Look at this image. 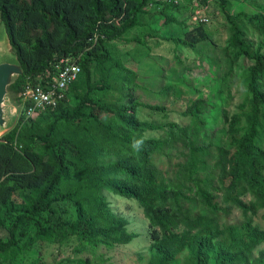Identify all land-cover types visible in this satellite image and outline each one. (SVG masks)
<instances>
[{
    "label": "trees",
    "instance_id": "1",
    "mask_svg": "<svg viewBox=\"0 0 264 264\" xmlns=\"http://www.w3.org/2000/svg\"><path fill=\"white\" fill-rule=\"evenodd\" d=\"M149 1L0 0V24L22 70L7 88L17 105L26 84L60 58L75 56L79 67L77 79L54 109L27 120L21 113L0 136V227L5 214L14 215L8 238H0V255L17 252L16 227L25 223L35 227L28 243L79 236L83 241L75 253L101 243L131 242L138 234L111 210L105 195L111 192L138 202L150 227L149 248L161 254L159 264L183 253L196 264H264L262 250L254 255L264 241V230L253 225V217L264 210V148L257 129L264 118V52L248 44L244 30L226 13L231 32L225 56L231 64L251 62L247 67L251 94L233 114L221 110L225 144L205 136L202 99L185 110L192 126L171 122L159 127L140 119L139 107L159 112L165 107L138 100L137 73L117 56L111 42L139 25L140 16L149 13ZM219 4L226 11L228 1ZM252 19L264 41V15ZM165 20L176 21L168 16ZM209 38L200 23L172 41L194 49ZM95 66L103 70L97 81ZM94 92H113L114 97L107 102ZM71 95L78 100L69 107ZM62 124L65 127L59 130ZM155 130L162 131L159 137L143 136ZM135 140L143 141L138 151L132 147ZM175 144L183 147L178 168L187 184H172L153 161L164 146ZM189 194L204 213H191L185 206ZM246 195L250 200H244ZM69 203L74 214L55 218ZM233 209L242 215L240 223L225 220ZM43 213L46 222L40 219ZM76 264L92 263L78 257Z\"/></svg>",
    "mask_w": 264,
    "mask_h": 264
},
{
    "label": "rangeland",
    "instance_id": "2",
    "mask_svg": "<svg viewBox=\"0 0 264 264\" xmlns=\"http://www.w3.org/2000/svg\"><path fill=\"white\" fill-rule=\"evenodd\" d=\"M227 1L226 11L221 8L219 0H208L206 4L184 0L178 7L147 5L149 13L140 16L139 25L125 33L122 39L111 42L116 48L117 56L137 73L138 87L135 93L138 100L144 104L165 107L164 112L139 107L140 119L159 127L171 122L192 126L191 118L185 114V110L196 100L202 99L204 103L200 112L206 120L205 136L215 143L225 144V124L221 110H226L228 115L233 114L237 111V106L251 94L247 75V67L251 62L241 59L238 63L231 64L225 56L224 48L231 32L226 13L244 30L248 44L253 48L259 47L264 52V41L252 19L255 14L264 15V0ZM196 14L207 17L208 20L202 24L210 38L196 44L194 49L174 43L172 38L182 36L186 30L200 24L194 18ZM165 16L175 18L176 21L167 22ZM0 46L10 51L7 35L1 24ZM1 62L16 63L17 60L5 57L0 58ZM102 74V68H93L94 81L99 80ZM81 89L82 86L78 88L79 91ZM262 89L264 91V82ZM92 95L107 102L114 97L113 92H94ZM6 96L3 108L5 124L0 127V136L10 130L20 116V108L8 90ZM77 100L71 95L67 99V105L72 107ZM261 108L264 112V104ZM63 126L65 124L59 125V130ZM257 129L258 141L264 148V118H260ZM161 132L147 131L143 136L159 137ZM182 152L180 144L164 146L153 159L164 172V177L175 185L187 184L178 168V163L184 160ZM105 195L111 210L126 218L127 229L138 234L131 242L124 245L101 243L96 248L87 247L81 253H75L74 250L83 241L79 236H69L62 242L55 238L49 242L28 243V237L34 234L35 227L31 223L19 224L16 227L17 236L20 237L19 248L13 256L1 254L0 264H76L78 257H88L92 264H159L161 254L149 248L150 227L138 202L111 192H105ZM244 200L248 201L250 197L246 195ZM184 203L191 213L205 212L191 194ZM69 214H74L71 203L62 206L54 217L69 219ZM45 218L46 214L43 213L40 219L46 222ZM13 220L14 215L5 214V225L0 227V238H8V227ZM225 220L227 223H240L243 217L237 209H233ZM253 225L264 230V210H259L253 217ZM261 250L264 252V241L255 248L254 255ZM167 264L196 263L188 254L183 253Z\"/></svg>",
    "mask_w": 264,
    "mask_h": 264
},
{
    "label": "built area",
    "instance_id": "3",
    "mask_svg": "<svg viewBox=\"0 0 264 264\" xmlns=\"http://www.w3.org/2000/svg\"><path fill=\"white\" fill-rule=\"evenodd\" d=\"M184 0H150L148 5L176 6ZM193 1V0H189ZM203 2L204 0H194ZM208 1V0H206ZM198 23H205L208 19L204 15L196 14ZM79 67L75 56L60 58L52 67L37 76L35 81L27 83L21 94L20 115L29 119L37 113L47 109H54L66 96L69 86L77 79Z\"/></svg>",
    "mask_w": 264,
    "mask_h": 264
},
{
    "label": "water",
    "instance_id": "4",
    "mask_svg": "<svg viewBox=\"0 0 264 264\" xmlns=\"http://www.w3.org/2000/svg\"><path fill=\"white\" fill-rule=\"evenodd\" d=\"M7 40H8V37H7ZM8 44H9V40H8ZM9 49H10V51H8V52L12 56H14L12 53L10 44H9ZM14 58H16V57L14 56ZM7 70L9 71V74L7 73ZM10 71H13V73H14L13 77H11ZM21 72H22V70H21L18 62H16V63L1 62L0 63V101H1V98L4 97V95L7 98L6 94H7L8 86L17 78V76L19 74H21ZM6 98H5V100H6ZM3 108H4V106H3ZM3 108H2V110H0V127L5 124V120L3 117Z\"/></svg>",
    "mask_w": 264,
    "mask_h": 264
},
{
    "label": "bare ground",
    "instance_id": "5",
    "mask_svg": "<svg viewBox=\"0 0 264 264\" xmlns=\"http://www.w3.org/2000/svg\"><path fill=\"white\" fill-rule=\"evenodd\" d=\"M5 57H8V58H13V56L8 52V50L6 48H3L0 46V58H5ZM7 73L9 74V71L7 70ZM10 74H11V77L14 76V73L13 71H10ZM5 95L4 97L1 98V101H0V110H2L4 104H5Z\"/></svg>",
    "mask_w": 264,
    "mask_h": 264
},
{
    "label": "clouds",
    "instance_id": "6",
    "mask_svg": "<svg viewBox=\"0 0 264 264\" xmlns=\"http://www.w3.org/2000/svg\"><path fill=\"white\" fill-rule=\"evenodd\" d=\"M142 143V140H135L132 144L133 149L138 151L141 148Z\"/></svg>",
    "mask_w": 264,
    "mask_h": 264
}]
</instances>
